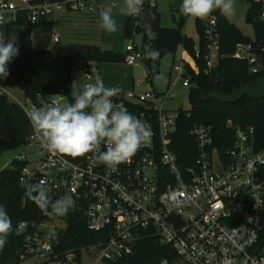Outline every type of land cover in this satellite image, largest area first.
<instances>
[{
    "label": "built area",
    "instance_id": "1",
    "mask_svg": "<svg viewBox=\"0 0 264 264\" xmlns=\"http://www.w3.org/2000/svg\"><path fill=\"white\" fill-rule=\"evenodd\" d=\"M251 2L259 9L256 21L264 23V0ZM101 10L96 0H0V26L34 27L48 16L100 14ZM218 11L204 20L193 18L201 22L206 40V74L222 57ZM51 39L54 44L61 42L59 35ZM124 52L128 66L142 63V51L133 40ZM229 57L245 62L251 75L264 77L262 40L237 44ZM186 66L198 74L193 58L183 50L171 69L176 78L170 81V90L180 81L188 89ZM97 72L93 64L82 70L84 84L94 82ZM169 91L112 98L114 105L125 107L152 131L151 141L115 168L97 160L99 152L106 151L103 143L78 161L50 153L35 135L28 115L49 104L46 96L38 94L18 105L30 127L25 144L9 162L23 163L20 182L44 181L54 201L70 194L87 230L105 239L57 260L54 247L57 235L66 228V215H44L39 223H27L33 231L25 238L21 259L36 257L38 264H85L83 258L87 264L115 263L132 255L139 241L153 238L169 249L156 264H264V148L256 149L254 129L233 128V144L221 156L212 146L211 129L193 126L188 135L197 145V157L191 167L181 169L170 148L179 114L164 109L172 99ZM4 96L0 88V99ZM227 126L233 127L231 121Z\"/></svg>",
    "mask_w": 264,
    "mask_h": 264
},
{
    "label": "trees",
    "instance_id": "2",
    "mask_svg": "<svg viewBox=\"0 0 264 264\" xmlns=\"http://www.w3.org/2000/svg\"><path fill=\"white\" fill-rule=\"evenodd\" d=\"M157 0H144L141 17L129 16L124 24L123 37L126 41L140 36L142 40V64L146 72L145 80L153 84V62L146 58L145 53L151 49H158L161 53L156 62L155 71L159 72L161 60L166 55H174L179 47L187 51L193 58L198 70L195 74L186 66L189 76L188 98L191 109H179L178 128L171 143V150L177 158L181 169L191 167L197 157V145L188 135V131L195 125H203L211 129L213 144L218 153L223 156L234 140L233 128L241 129L252 127L254 129V142L257 150L264 148V98L251 100L244 97L235 104H221L217 102L214 93L230 94L233 89L241 84H253L262 76H253L249 73L245 62L231 59L239 43L251 42L240 31L230 24L223 14L216 13L218 19L219 53L222 56L209 74H206L204 57L206 55V40L199 20L195 21V30L198 36L197 44L187 37L183 30L188 19L181 11L177 26L173 29L161 26L160 14L156 9ZM259 15L258 6L246 15L247 23L254 26L255 40L264 42V23L256 21ZM150 23L151 30L146 31L139 26L141 23ZM6 27L5 41L12 39V29ZM150 35H154L153 38ZM19 53L7 65L9 76L25 95L26 99H35L42 96H59L74 102L71 87L72 68L76 65L81 71L93 64L99 69L102 64H121L125 62V54L113 51H104L95 45L70 44L69 52L64 55H53L46 50L34 49L31 42H16ZM198 51L196 57L195 50ZM231 121L233 127L227 126ZM30 134L28 120L20 107L8 100L0 99V157L8 151L22 147ZM72 161L79 158L68 157ZM1 167V165H0ZM23 163L12 161L0 170V205L4 206L13 224V232L8 237V242L0 251V264H20L28 259H21V250L25 238L32 233L30 225L21 234L15 233V227L20 221L39 223L44 213L36 204L25 195V188L20 182V171ZM33 184V183H32ZM54 201V199H51ZM66 228L57 235L58 244L54 247L57 260H62L68 252H76L85 247L104 242L102 234L91 233L85 225L83 213L76 207L70 210L65 217ZM169 249L161 245L156 239L146 238L139 241L132 255L115 263L108 264H156L167 256ZM51 260H54L53 258ZM47 264V263H43Z\"/></svg>",
    "mask_w": 264,
    "mask_h": 264
},
{
    "label": "clouds",
    "instance_id": "3",
    "mask_svg": "<svg viewBox=\"0 0 264 264\" xmlns=\"http://www.w3.org/2000/svg\"><path fill=\"white\" fill-rule=\"evenodd\" d=\"M143 5L144 0H124L121 11L128 16L141 17ZM214 10H219L225 17L236 14L234 0H182L180 7L184 16L201 20L206 19ZM139 26L146 31L151 30L150 23L144 22ZM100 27L108 33L118 30L111 6L100 11ZM18 53L15 39H0V78L6 79L9 76L7 65ZM160 55L158 49L145 53L146 58L153 62V75L157 82L164 78L162 73L155 71ZM78 86L79 80L72 82L73 90ZM122 91L119 86H106L103 78L97 75L94 82L84 84L78 92H72L74 102L53 97L48 105L31 110L28 115L33 131L50 153L59 156L83 157L97 152L103 143L106 151L99 152L97 160L115 168L130 161L152 137L151 129L138 117L133 116L122 105H114L112 98ZM22 187L25 188V195L45 215L63 216L75 209V201L70 194L52 201L44 181L35 184L22 182ZM26 228L27 222L20 221L15 227V233L19 235ZM13 230L6 208L0 205V251Z\"/></svg>",
    "mask_w": 264,
    "mask_h": 264
},
{
    "label": "rangeland",
    "instance_id": "4",
    "mask_svg": "<svg viewBox=\"0 0 264 264\" xmlns=\"http://www.w3.org/2000/svg\"><path fill=\"white\" fill-rule=\"evenodd\" d=\"M116 1V4L118 2V6H123L124 0H114ZM105 7L107 5L108 0H99ZM182 4V0H157L156 2V9L158 13L160 14L161 18V26L163 28L173 29L177 26V22L179 21V14L177 10H180ZM234 6L236 9V14L231 17H224L226 20L234 25L240 33L251 40H254L255 38V31L254 26L251 23H247L246 21V15L249 12L250 9L253 8V3L251 0H246L244 2H240L239 0H234ZM195 21L192 17H188L184 30L188 29V34L192 38H197V33L195 30ZM118 30L115 33H108L103 28L100 27V19L95 23V27L92 31L86 30L83 28V26H76L73 27V30L76 31L75 33L84 34L85 36H88L89 38L97 39L98 37L101 38L102 44L99 43V45H96L94 41L95 46L100 47L104 51H113L112 48H118L119 50H125V47L128 43L123 36H122V29L117 28ZM15 31L17 29H14ZM86 30V31H85ZM19 36L33 39L34 44L33 46L38 50H46L49 51L53 55H60L64 56L69 52V46L70 44H77L76 42H69L67 36L62 38L60 44H54L52 43L51 39L49 40L46 38V36L40 37V40L37 39V31L36 29L31 30H25V29H19ZM30 31V32H29ZM36 36V37H35ZM41 36V35H40ZM151 38L154 37V35H150ZM1 38V37H0ZM103 40H110L111 44L107 45L103 43ZM80 44V43H79ZM135 44L139 49L142 48V40L140 36L135 37ZM182 47H179L177 52L173 55H166L160 63L159 67V73L163 74V79L159 82L154 81L153 84H149L145 80L146 72L143 68L140 61L136 62V65L132 69L134 74L132 75L134 84L140 82L138 85L139 89L135 87L133 94H139V93H145L148 91H154L158 94L166 93L170 90V81L176 78V75L171 72L173 64L177 63L178 58L180 56ZM101 66V65H100ZM118 67L122 70H128L129 66H127L125 63L118 64ZM79 80V86L77 89H72L73 91H80L81 88L84 85V76L82 71L74 65L72 68L71 73V85L73 81ZM131 82V79L128 80ZM0 88L5 93L8 100L12 103H15L19 106L26 104V97L24 93L15 85L13 84V79L11 76H8L5 78H0ZM170 96L172 99L166 103L164 109L167 111H178L179 109H183L185 111H189L191 109V103L188 98V90L186 88L182 87V82L180 81L174 88H172L169 91ZM20 148L14 151H8L1 155L0 157V165L1 167H5L17 154L20 152ZM83 263L87 264L88 260L86 258H83ZM40 261L36 257L28 258L24 261H22L20 264H38Z\"/></svg>",
    "mask_w": 264,
    "mask_h": 264
},
{
    "label": "crops",
    "instance_id": "5",
    "mask_svg": "<svg viewBox=\"0 0 264 264\" xmlns=\"http://www.w3.org/2000/svg\"><path fill=\"white\" fill-rule=\"evenodd\" d=\"M115 2V5L112 6L111 2ZM96 4L101 8H105L108 6H111L113 8V14L114 18L117 22V28L122 29V36H123V29L126 19L129 17L125 13L121 11L123 6H118V2L116 4V1L114 0H108L107 5L104 7L99 0H96ZM179 11V10H177ZM100 19V14H74V13H68V14H56L53 16H48L44 19H42L36 26L34 27H28L25 24L22 26H15L12 29V39H15L16 42H31L32 46L34 44L33 39L20 37L19 36V29H25V30H31L36 29L37 31V39L40 40V37L46 36L49 40L51 39L52 35H59L61 40L64 37L67 36L69 42H76L77 44H86V45H92L95 44L99 45L102 44L101 38H89L88 36H85L84 34L75 33L76 31L73 30V27L76 26H83L84 29L92 31L95 27V23ZM7 26H0V39L5 40V32H6ZM14 29H17L16 31ZM85 30V31H86ZM188 29L183 30L184 34L193 39V41L197 44L198 37L192 38L188 34ZM30 32V31H29ZM41 35V36H40ZM36 37V36H35ZM124 38V37H123ZM52 41V39H51ZM94 41V42H89ZM135 42V37L133 39ZM53 43V42H52ZM104 44L110 45V40H103ZM112 45V44H111ZM34 49H36L33 46ZM113 52L118 53H124L125 50H119L118 48H112ZM183 51V49L181 50ZM181 54V53H180ZM142 64V63H141ZM127 65V64H126ZM128 66V65H127ZM135 66V65H134ZM134 66H129L128 70H122L118 67V64H102L97 72V75H100L106 86H119L123 89L122 93L120 95H128L134 93L135 87H138L140 82H138L135 86L132 75L134 74L133 68ZM143 66V64H142ZM144 68V67H143ZM96 75V76H97ZM131 79V82L128 80Z\"/></svg>",
    "mask_w": 264,
    "mask_h": 264
},
{
    "label": "water",
    "instance_id": "6",
    "mask_svg": "<svg viewBox=\"0 0 264 264\" xmlns=\"http://www.w3.org/2000/svg\"><path fill=\"white\" fill-rule=\"evenodd\" d=\"M240 2H244L245 0H239ZM53 97H58L56 95L46 96V100L50 102V99ZM244 97H248L251 100L257 101L264 98V77H261L257 79L253 84H241L239 88L233 89V91L230 94H221V93H214L213 98L221 103V104H235L239 102ZM59 99V97H58ZM60 100V99H59ZM68 99L64 98L61 99V101ZM64 103V102H62Z\"/></svg>",
    "mask_w": 264,
    "mask_h": 264
}]
</instances>
